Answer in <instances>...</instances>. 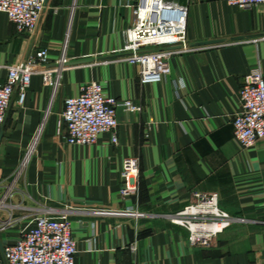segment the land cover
<instances>
[{
	"label": "crops",
	"instance_id": "1",
	"mask_svg": "<svg viewBox=\"0 0 264 264\" xmlns=\"http://www.w3.org/2000/svg\"><path fill=\"white\" fill-rule=\"evenodd\" d=\"M137 1L47 0L31 36L0 12V84L6 66L38 48L47 49L50 63L63 52L68 58L54 93L35 73L23 106L16 95L11 101L0 182L31 151L3 212L17 222L0 230V245L36 216L67 212L75 264H264V138L240 151L232 126L244 77L255 70L264 77V9L186 0L189 49L171 57L166 79L140 84L136 65L118 51ZM90 81L141 107H118L117 144L107 134L93 145L66 142L64 99ZM128 157L137 159L139 176L124 197ZM194 193H217L219 208L239 219L206 246L191 245L189 231L170 219L196 201Z\"/></svg>",
	"mask_w": 264,
	"mask_h": 264
},
{
	"label": "built area",
	"instance_id": "2",
	"mask_svg": "<svg viewBox=\"0 0 264 264\" xmlns=\"http://www.w3.org/2000/svg\"><path fill=\"white\" fill-rule=\"evenodd\" d=\"M226 2L241 9H264V0ZM185 5L174 0L137 1L133 21L123 31V44L118 51L124 60L136 65L140 84L166 79L171 72V57L189 49ZM46 7L47 0H0V12L20 34L28 36L37 31ZM67 62L63 52L50 63L47 49L38 48L6 66L7 78L0 84V132L15 95L17 106H23L32 75L39 74L43 85L50 87L54 93L61 84ZM239 100L240 110L232 118L233 141L240 151H244L264 138V77L259 71H252L244 77ZM118 107L141 110L130 100L107 95L100 82L90 81L80 85L77 95L64 99L62 119L66 124V142L70 145H93L100 135L107 134L110 142L117 144ZM30 151L29 147L10 178L0 182V230L11 228L17 222L11 211L6 216L3 212L7 211L9 201L17 192L16 179L24 175ZM138 176L137 159L125 158L121 168L122 196H129L135 191ZM194 195L196 201L184 206L170 219L189 231L191 245L206 246L215 235L239 219L219 208L217 193ZM31 221L32 225L21 230L17 239L0 245V264H75L77 245L67 212L40 215Z\"/></svg>",
	"mask_w": 264,
	"mask_h": 264
},
{
	"label": "water",
	"instance_id": "3",
	"mask_svg": "<svg viewBox=\"0 0 264 264\" xmlns=\"http://www.w3.org/2000/svg\"><path fill=\"white\" fill-rule=\"evenodd\" d=\"M174 1H177L181 4H186V0H174ZM2 135V131L0 132V136Z\"/></svg>",
	"mask_w": 264,
	"mask_h": 264
},
{
	"label": "rangeland",
	"instance_id": "4",
	"mask_svg": "<svg viewBox=\"0 0 264 264\" xmlns=\"http://www.w3.org/2000/svg\"><path fill=\"white\" fill-rule=\"evenodd\" d=\"M14 197V196H13Z\"/></svg>",
	"mask_w": 264,
	"mask_h": 264
}]
</instances>
